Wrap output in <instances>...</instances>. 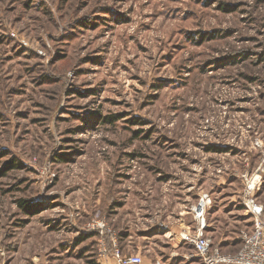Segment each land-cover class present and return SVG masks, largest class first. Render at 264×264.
I'll return each instance as SVG.
<instances>
[{
  "label": "rangeland",
  "instance_id": "obj_1",
  "mask_svg": "<svg viewBox=\"0 0 264 264\" xmlns=\"http://www.w3.org/2000/svg\"><path fill=\"white\" fill-rule=\"evenodd\" d=\"M205 194L237 252L264 207V0H0V264H200Z\"/></svg>",
  "mask_w": 264,
  "mask_h": 264
},
{
  "label": "built area",
  "instance_id": "obj_2",
  "mask_svg": "<svg viewBox=\"0 0 264 264\" xmlns=\"http://www.w3.org/2000/svg\"><path fill=\"white\" fill-rule=\"evenodd\" d=\"M210 202L211 198L205 194L194 206V217L198 222L197 231L184 233V241L195 246L197 255L205 264H264V207L254 199H249L248 207L254 217L253 228L242 231V244L237 252L226 253L214 245L212 238L205 234V215ZM116 256L119 264H143V257L139 254L124 256L117 252Z\"/></svg>",
  "mask_w": 264,
  "mask_h": 264
},
{
  "label": "crops",
  "instance_id": "obj_3",
  "mask_svg": "<svg viewBox=\"0 0 264 264\" xmlns=\"http://www.w3.org/2000/svg\"><path fill=\"white\" fill-rule=\"evenodd\" d=\"M185 243L188 244V242L185 241V242H183V244L181 246L185 247L186 246ZM182 247H180V248L179 247H175L174 249L176 251H178V252H181L183 257H187L188 256L187 252H184ZM193 250L195 252V255L199 258L200 264H205L204 260L200 256L197 255L195 248H193ZM176 254H178V253H174L171 256L167 257V258H159V257H157V258H155V260H145L143 262V264H157V263H159V264H173L172 260H174V258L176 257ZM184 260H187V259L184 258ZM116 264H119V263L117 262Z\"/></svg>",
  "mask_w": 264,
  "mask_h": 264
}]
</instances>
